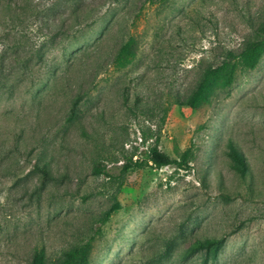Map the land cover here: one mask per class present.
<instances>
[{
	"label": "rangeland",
	"instance_id": "obj_1",
	"mask_svg": "<svg viewBox=\"0 0 264 264\" xmlns=\"http://www.w3.org/2000/svg\"><path fill=\"white\" fill-rule=\"evenodd\" d=\"M5 6L23 20L14 26L0 14V264H28L38 245L52 262L108 211L89 264H264V55L209 104H175L253 36L264 0H0ZM129 36L136 58L117 70L112 59ZM229 142L251 189L230 167ZM154 147L173 158L192 147L198 159L187 170L149 162L121 182L94 173L117 174L126 157L145 160ZM40 158L54 180L42 182ZM204 238L223 240L215 260L193 250Z\"/></svg>",
	"mask_w": 264,
	"mask_h": 264
},
{
	"label": "trees",
	"instance_id": "obj_2",
	"mask_svg": "<svg viewBox=\"0 0 264 264\" xmlns=\"http://www.w3.org/2000/svg\"><path fill=\"white\" fill-rule=\"evenodd\" d=\"M6 15L9 21L14 25L22 23L23 15L18 10L10 6H5L0 10V14ZM136 40L133 36H129L117 49L113 59L112 66L117 70H122L128 67L136 58ZM264 55V21L259 24L255 29L253 36L248 39L238 52L228 51L223 59L216 66L208 67L204 70L198 83L192 92L184 100H176L177 106H186L191 109H198L207 105L212 100L217 89H224L229 87L235 80L236 74L239 70H252L254 69ZM125 102H129L126 96L123 97ZM78 98H75L70 107V117L74 119L75 112L78 105ZM138 99L135 100V105H138ZM130 109V106L128 107ZM76 119V118H75ZM84 134L83 129H81ZM211 152V145L204 149V156L206 153ZM212 153L214 150L212 149ZM228 156L231 159L230 167L235 170L246 183V187L251 189L252 177L251 171L243 160V156L239 150L233 145L228 143ZM198 159L196 151L192 148H186L184 151L178 153L176 158H173L166 153L154 147L148 151L147 159L145 160H132L131 157H126L124 163L119 166L118 173L112 174L104 167L95 166L94 173L103 175L106 178L112 179L116 182H121V179L132 169H142L151 165L160 169L165 166H174L177 169L187 170L190 169V163L196 162ZM211 163V162H210ZM209 164L204 158L202 165L201 178H205L208 174L205 165ZM212 167V166H211ZM34 169L40 174L42 182L54 180L50 164L43 160L38 159L34 163ZM117 203V202H116ZM114 209H118L119 205L115 204ZM110 219V211L105 212L99 218L94 219L93 234L86 240L80 241L66 250H61L60 255L54 261L50 262L47 250L44 246H35L30 254L28 264H89V256L91 251V243L95 236L100 235L101 226L107 223ZM93 226V227H94ZM222 239L204 238L196 240L192 244L194 251H204L205 256L211 260H215L222 248Z\"/></svg>",
	"mask_w": 264,
	"mask_h": 264
}]
</instances>
